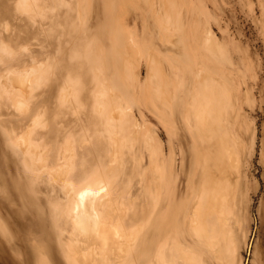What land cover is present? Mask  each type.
Wrapping results in <instances>:
<instances>
[{
    "label": "rangeland",
    "instance_id": "rangeland-1",
    "mask_svg": "<svg viewBox=\"0 0 264 264\" xmlns=\"http://www.w3.org/2000/svg\"><path fill=\"white\" fill-rule=\"evenodd\" d=\"M193 62L219 80L221 137L237 178L227 231L220 224L214 243L202 238L200 262L264 264V0H0V264H145V198L152 208L171 190L178 207L191 203L209 146L195 123ZM162 74L178 99L161 98ZM99 176L110 183L100 210L111 235L100 226L89 241L68 185Z\"/></svg>",
    "mask_w": 264,
    "mask_h": 264
},
{
    "label": "bare ground",
    "instance_id": "bare-ground-1",
    "mask_svg": "<svg viewBox=\"0 0 264 264\" xmlns=\"http://www.w3.org/2000/svg\"><path fill=\"white\" fill-rule=\"evenodd\" d=\"M205 35L207 39L206 42L209 45H211L212 48L218 49L220 46V41L217 39V37L211 31H206ZM192 59L198 61V59L195 57H193ZM177 64L180 63L177 62ZM185 65L187 66V64ZM188 66L190 67V70L194 74L195 80L197 79L199 80L197 83L201 84V90L199 89L196 95H195V91H192L193 88L191 90L188 89L187 91V94L189 96L188 101L192 100V97L195 95V99H194L195 102H193V107H194L196 127H199L200 132L198 131V133L200 134L201 141L204 143L206 142L207 146L208 145L209 146L207 147V152L202 156V171L201 174L199 175V182L197 186L198 189L197 191L195 190L194 199L192 200L191 203L188 202L186 204H181L178 207L176 205L177 193L176 192L173 193V191L171 192V190L169 191L170 193L168 195L167 194L165 196L163 195L161 199L158 201V203L154 204L152 208L150 204L151 203L150 198L149 197L148 198L146 197L147 199L145 198L146 203H144L143 212L141 213L142 221H143L142 224L144 227L143 236H142L143 239L142 246H143V256H144L145 264H151V258L153 256V251L155 246L154 241L156 242L157 238H158L157 241L158 244L156 246L158 252L157 259L159 264H181L180 261L181 258L183 263L186 262L187 264H201L200 261L202 260L201 258H199V254H198L201 248H199L198 244L199 243L201 244V242L205 244L203 239H205L208 242L214 243L215 240L214 238H216L214 236L218 235L221 230L220 224H222L223 226V228L221 227L222 231L223 232L227 231L226 218H225L226 215L225 205L227 202L228 195L230 194L233 187H235L237 184V178L235 177L236 175L232 173V171L227 167L226 154L224 152L228 144H226L225 138L221 137L222 129H224V124L221 122V117L223 114L220 108V106L222 105V98L220 95V90L216 88V83H218L219 80L217 79L216 76L213 75L208 76L205 73L203 64L200 63L194 64L193 62V64H188ZM33 72L32 75L35 74ZM168 76L169 74L168 75L162 74L161 76L162 79H164L163 85L159 87L160 88L159 91H161V98L162 99L169 98L170 100L172 98L178 99L179 88L177 86L174 88L175 89L174 92H172L173 91L172 88H170V90H167L168 85L171 81L168 78ZM17 77H18V84L21 86V88L29 87L28 75L18 73ZM139 77L140 74H138V78ZM179 82H184L183 78ZM179 92L184 93L183 90H180ZM177 104H178L177 100L171 101L170 103L171 109H173V111L175 112L177 111L176 108H178ZM186 107H190V105H187ZM186 114L190 115V113L187 111ZM188 119L191 121V116H188ZM26 140L28 139L26 138ZM29 141L30 140H28L27 143ZM68 146L69 144L65 148L66 149L65 152L67 153V156L71 154L74 156L75 154L74 150L72 152V149H70V146L69 147ZM162 156H164V153ZM164 166H165V162L163 161L162 174L165 177L166 172ZM69 168H72V165ZM67 173L68 172H65L64 174L67 175ZM58 176L61 177V174L60 175L58 174ZM190 179L193 178L192 177L189 178V183L194 181V179L192 181H190ZM164 180L166 179H163V183H165ZM69 184L70 185L68 186H70L72 192H74V194H72L71 197L72 199L71 214L75 220V223L77 224L76 228H79L76 230L85 232V235L88 237L87 239L85 236V239L89 241L94 239L99 240L101 236L99 234L98 229L100 226L102 227L101 224L103 222V216L100 210V204L103 202L101 200L103 197V193L104 192L109 193L108 189L110 183L104 177L99 176L96 177L92 183L86 184L81 188L78 186H74L72 182H69ZM167 197H168V201L166 200ZM164 208L166 209L164 210ZM122 211L124 210L122 209ZM104 227H106V225L105 226L103 225L102 227L103 230L106 229ZM107 227L109 228V225ZM102 229L101 231L103 233ZM116 229L117 227L115 228V230ZM106 230L105 232L107 234H105L104 232L103 235L104 239L108 234H110V229H108V232ZM118 230L119 229H117L116 231L117 234L114 233V235L111 238L117 236L116 238L118 240V235L121 236V234H123L124 232L122 231V233L120 234V231ZM152 230L156 231L157 236H155V234H152ZM189 236L192 237L194 236L197 239L194 240L197 244V247L191 249L190 251H187L185 249V246H186L187 237ZM107 239L110 240V238ZM106 243L108 244L109 241ZM82 244L83 243L81 242V245ZM109 244L106 246L107 248L106 252L110 250V248L108 247ZM111 244L110 247L111 250L113 251ZM74 245L76 247L78 243L77 245L76 244ZM208 248L209 247H207V249ZM89 252L91 251H88V253ZM111 252L109 251V253ZM92 253H94V256H97L96 254L97 252L95 253L92 251ZM94 256L92 255L90 259ZM80 258L82 259V257ZM90 263L92 264V261ZM108 263H110L109 259H108Z\"/></svg>",
    "mask_w": 264,
    "mask_h": 264
}]
</instances>
